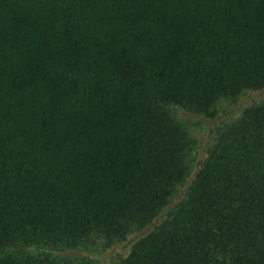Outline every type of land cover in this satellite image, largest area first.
Listing matches in <instances>:
<instances>
[{"label":"trees","instance_id":"16d2710c","mask_svg":"<svg viewBox=\"0 0 264 264\" xmlns=\"http://www.w3.org/2000/svg\"><path fill=\"white\" fill-rule=\"evenodd\" d=\"M262 87L264 0H0V264H264V100L171 109Z\"/></svg>","mask_w":264,"mask_h":264},{"label":"rangeland","instance_id":"374dc122","mask_svg":"<svg viewBox=\"0 0 264 264\" xmlns=\"http://www.w3.org/2000/svg\"><path fill=\"white\" fill-rule=\"evenodd\" d=\"M264 100V87L258 89H247L241 92L233 99H223L219 101L216 108V114L206 116L203 114H194L184 111L178 106H172L171 109L177 117L186 125L192 138L195 140V146L190 153V159L194 170L206 157L208 147L212 144L216 131L224 123H228L237 118L242 110L250 105L258 104ZM194 172V171H193ZM192 175V174H191ZM191 176L187 178L189 181ZM179 194L173 201L177 200ZM161 216L141 230L130 232L124 240L106 244L102 238L97 239L91 249H82L69 251L70 254L85 256L91 259L94 264H115L119 259L126 257L131 249L132 244L140 237L146 235L158 223ZM67 253V251H66Z\"/></svg>","mask_w":264,"mask_h":264}]
</instances>
